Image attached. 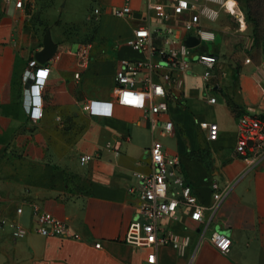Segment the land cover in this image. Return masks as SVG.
I'll return each instance as SVG.
<instances>
[{
    "label": "crops",
    "instance_id": "1",
    "mask_svg": "<svg viewBox=\"0 0 264 264\" xmlns=\"http://www.w3.org/2000/svg\"><path fill=\"white\" fill-rule=\"evenodd\" d=\"M160 1L164 16L145 0H129L130 14L117 17L114 9L125 0H22L21 7L0 0V264H139L145 250L123 238L140 205L131 189L151 172L147 149L155 139L179 156L180 172L203 204L212 202L211 179L230 186L209 225L230 236L229 249L220 252L206 239L197 244L202 224H190L180 207L178 219L163 224L189 233L191 245L184 255L160 245L158 264H264V158L251 163L234 149L235 111L264 113V43L235 52L224 36L212 50L198 48L217 56L211 78L205 81L204 68L192 61L179 95L170 96L173 130L151 129L155 99L142 92L144 70L135 74L136 104L120 101L113 87L122 63L147 60L146 52L130 44L138 27L149 28L157 42L190 36L170 17L171 0ZM65 10L79 13L81 21L63 24ZM238 10L244 14L237 2ZM215 20L214 41L218 28L227 32ZM46 35L56 49L41 64L34 54ZM31 60L49 68L42 116L35 120L28 113L36 70ZM90 100L111 102L110 115L90 114L84 108ZM206 110L215 115L206 117ZM202 120L218 123L217 140L207 141ZM82 155L91 158L81 161ZM35 209L64 221L78 236L39 234ZM12 223L27 231L23 238L14 237Z\"/></svg>",
    "mask_w": 264,
    "mask_h": 264
},
{
    "label": "built area",
    "instance_id": "2",
    "mask_svg": "<svg viewBox=\"0 0 264 264\" xmlns=\"http://www.w3.org/2000/svg\"><path fill=\"white\" fill-rule=\"evenodd\" d=\"M5 2L13 0H3ZM129 0L119 7H115L114 15L126 17L131 10ZM221 0H205L198 4L190 0H171L172 12L170 17L178 23L184 31H190L198 43L192 47L185 44L180 37L167 36L163 41H156V37L147 27H138L134 30V38L130 42L134 47L147 53V60L135 65L124 62L117 68L114 75L113 90L117 92L118 99L128 104H136L138 91L134 89L135 74L144 70L142 77V92L155 100L149 109V124L151 129L158 128L160 132L168 133L174 128V122L167 116L171 103L170 96L179 95L183 85V76L190 73L192 61L200 64L204 70L202 77L205 81L211 78V71L217 62V56L211 52H199L198 48L204 46L202 42H212L215 31L201 23V17L215 20L217 10L210 7L207 2L219 3ZM16 7L22 6V0H14ZM148 9L155 10L159 16H164L165 6L160 0H145ZM226 8L230 11L229 3ZM98 12V9H94ZM177 25V24H176ZM164 46L167 48L164 49ZM194 49V50H193ZM158 55V58L155 56ZM30 66L36 68L34 82L29 85L28 113L32 119L42 116L41 90L49 72V68H37V61L31 60ZM78 76V74H77ZM215 97H209L210 103H215ZM111 102L90 100L84 108L90 114L110 115ZM199 127L205 131L207 141L218 138L219 126L215 121L202 120ZM235 152L241 159L256 163L264 158V113H241L236 116V142ZM151 172L146 177H141L136 187L131 189L138 193L140 205L138 213L130 221L123 241L133 247L144 249L145 255L139 264H158L157 248L160 245L172 246L179 255H184L191 245L189 233L179 234L163 224L164 219H178L181 207L186 212L190 224H202L198 227L197 244L208 240L220 252L225 253L231 239L225 232L213 229L209 225L214 221L221 202L230 192V186L222 185L216 179H211L208 184L211 190L212 202L208 205L198 200L193 193L191 184L180 172V158L168 154L163 144L155 139L147 149ZM90 155H82L81 161L89 160ZM21 207L16 209L21 212ZM36 232L43 236H57L61 238L77 237L78 234L69 230L62 220L56 219L48 213L37 209L33 212ZM13 224V235L23 238L27 231ZM99 246V243L96 244ZM190 264V261L188 262Z\"/></svg>",
    "mask_w": 264,
    "mask_h": 264
},
{
    "label": "rangeland",
    "instance_id": "3",
    "mask_svg": "<svg viewBox=\"0 0 264 264\" xmlns=\"http://www.w3.org/2000/svg\"><path fill=\"white\" fill-rule=\"evenodd\" d=\"M232 2L235 3L233 10H235L236 13H232L226 8V4ZM237 2L240 8H244L245 10L243 15L239 13V10L236 11ZM207 4L217 10L218 16L216 19L227 31L224 32L218 28L216 41L201 43L202 45L207 46L209 50H212L213 45L219 43L221 41L220 37L224 36L231 41L230 45L234 47L233 49L235 52L246 50L248 47L252 48L254 45L258 46L259 44L264 43V0H221L219 3L207 2ZM66 11L67 10L63 11L61 15L63 24L70 20V18L74 19L76 22L81 21L79 13H75L73 16ZM202 23L205 27H210L212 29H215L217 26L216 20L210 21L203 19ZM221 47L222 45H220L219 48ZM213 114L215 115V112ZM213 114H209L207 110L205 111V115L208 118L212 117Z\"/></svg>",
    "mask_w": 264,
    "mask_h": 264
},
{
    "label": "water",
    "instance_id": "4",
    "mask_svg": "<svg viewBox=\"0 0 264 264\" xmlns=\"http://www.w3.org/2000/svg\"><path fill=\"white\" fill-rule=\"evenodd\" d=\"M198 43L197 39L194 36H188L185 40V44L189 47H192ZM56 46L51 42L48 35L45 36L43 40V47L39 51H36L34 58L41 64L48 61L54 54Z\"/></svg>",
    "mask_w": 264,
    "mask_h": 264
},
{
    "label": "bare ground",
    "instance_id": "5",
    "mask_svg": "<svg viewBox=\"0 0 264 264\" xmlns=\"http://www.w3.org/2000/svg\"><path fill=\"white\" fill-rule=\"evenodd\" d=\"M234 4V5H233ZM229 6H230V8H231V12H235V10H233L234 9V6H235V3L234 2H232V3H229ZM227 7V6H226ZM236 13V12H235ZM239 19V18H238Z\"/></svg>",
    "mask_w": 264,
    "mask_h": 264
},
{
    "label": "trees",
    "instance_id": "6",
    "mask_svg": "<svg viewBox=\"0 0 264 264\" xmlns=\"http://www.w3.org/2000/svg\"><path fill=\"white\" fill-rule=\"evenodd\" d=\"M233 111H235L234 109H233ZM238 115H240L241 113H240V110H236L235 111ZM240 113V114H239Z\"/></svg>",
    "mask_w": 264,
    "mask_h": 264
}]
</instances>
